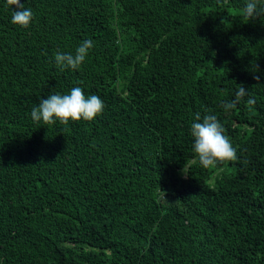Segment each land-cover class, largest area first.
Segmentation results:
<instances>
[{
  "label": "trees",
  "instance_id": "16d2710c",
  "mask_svg": "<svg viewBox=\"0 0 264 264\" xmlns=\"http://www.w3.org/2000/svg\"><path fill=\"white\" fill-rule=\"evenodd\" d=\"M242 5L26 0L22 28L0 0V264H264V15ZM85 39L78 70L55 64ZM73 86L103 113L33 122ZM196 113L217 115L235 159L198 163Z\"/></svg>",
  "mask_w": 264,
  "mask_h": 264
},
{
  "label": "clouds",
  "instance_id": "9594fccd",
  "mask_svg": "<svg viewBox=\"0 0 264 264\" xmlns=\"http://www.w3.org/2000/svg\"><path fill=\"white\" fill-rule=\"evenodd\" d=\"M12 6L11 22L22 28H27L34 19L31 7H26L22 0H9ZM243 15L248 19L258 18L264 15V0H243ZM94 47L92 39L83 40L74 51L54 54V62L61 69L78 70L86 61L90 50ZM260 79L259 76L256 77ZM248 95V88L241 86L235 94V99L222 103L223 111L230 112L235 109L240 100ZM254 101L249 99L248 103ZM105 103L95 94L86 95L83 88L73 86L67 93L54 92L44 98H40L30 111L33 122L55 124L57 122L67 124L69 121H91L103 113ZM192 138L191 150L202 167H214L220 162L230 161L236 158V148L231 139L225 134L224 127L212 113H196L189 128ZM185 174V168L182 167ZM186 175V174H185Z\"/></svg>",
  "mask_w": 264,
  "mask_h": 264
}]
</instances>
